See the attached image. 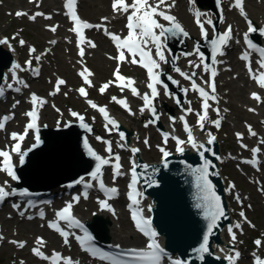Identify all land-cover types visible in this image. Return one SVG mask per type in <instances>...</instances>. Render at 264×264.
<instances>
[{
    "label": "snow or ice",
    "instance_id": "1",
    "mask_svg": "<svg viewBox=\"0 0 264 264\" xmlns=\"http://www.w3.org/2000/svg\"><path fill=\"white\" fill-rule=\"evenodd\" d=\"M77 0H66L65 7L68 9V15L71 17V19L74 21V28L71 29V31H74L77 33V35L80 38V44L83 45L85 42H87L91 47H96L94 43L91 41H86L82 29H88V28H102L103 25H92L88 22H85L81 20V18L77 15V12L75 10ZM175 4V0H173L172 4H168L167 0H157L155 5L149 2V0H132L131 3H128L127 0H113L112 3V9L114 12H123L128 13L127 15V24L126 28L128 29L127 36L124 38H121L119 35L115 33H109L107 28H104L105 34L109 35L110 39L115 42V45L118 49V56L115 57L120 62H125L128 57H126L125 53L127 52L129 56L131 57L130 62L132 64H139L141 67L147 70V74L149 77V83L147 87L150 89V94L145 93L142 96V99L144 101V107L141 109V112L144 111V109H149L151 111V114L155 117L156 120H159V116L156 113V108L154 106V100L160 95V92L157 88V85H161L166 94H170L167 92L168 85L165 84L161 80L162 73L158 71L160 68V62L167 63V59L164 54V39L171 37H177V36H188L189 33L185 31V29L182 27V25L177 21V18L174 15L169 14L168 11L162 10L161 5H164L167 9L170 10L171 7H173ZM233 6L239 9V12L244 18L247 20L248 23V32L245 33V40L247 44L254 50L258 51L260 53L261 59L259 61V64L262 68H264V48H257L253 42L248 39L249 33H255L258 31L256 27L253 26V22L248 18L247 13L244 8V0H234ZM17 16L21 15H27L26 13L17 12ZM43 15V13H37L30 17V19L35 20L36 16ZM202 14L200 12H196V23L200 26L202 31V36L205 40H208V33L204 29V25L200 20V16ZM159 16L163 20L169 22V26H165L164 24H161L156 17ZM50 18V17H49ZM104 20H107V17L103 18ZM223 22V21H222ZM208 23H212L211 21H208ZM52 31H55L56 28H51ZM159 30V31H157ZM262 35H264V29H259ZM232 38V27L231 25L228 26L227 30L223 32L222 34L218 35L216 39H213L211 41V44L213 46V64L216 63L215 56L217 54L224 55L223 47L226 46L229 42V40ZM0 43L7 44V40H0ZM25 41L21 40L20 44L23 45ZM51 43H55V41H52ZM153 45L156 50V56L158 59L153 58L151 48H149V45ZM36 49L33 47L30 49V52H35ZM196 53L199 54L201 62L204 65V70H209V65L205 63V57L202 52H200L199 46L195 49ZM79 54L81 57L84 56V48L80 47ZM185 55H192V53H186ZM137 56H139V60H137ZM39 59V57H37ZM242 59L249 60V56L245 54L242 56ZM29 66H31V60L26 62ZM21 66L19 64H15L13 66V70L19 69ZM196 67H200L199 64L196 65ZM38 73V70H36ZM175 71L180 72V75L184 76L186 79H189L192 81V89L194 91H197L202 98V108H203V114H199V125L201 129L203 130L204 122L208 120V109L210 107L208 100L213 99L215 100V96H210L209 92L205 90L204 87H201L198 85L195 80L192 79L193 76L196 75V73H192L191 75L182 72L179 68H176ZM249 72H252L251 64L249 63ZM79 75L83 78L86 84L89 86H92V81L89 79L90 76L93 75V73L90 72L87 68H84ZM217 75V72L213 68L211 70V82L209 83V87L211 89L212 93H215L216 91V85H215V76ZM115 81H109L105 83L101 88L100 92L103 93L112 83L119 82L117 86L123 90L124 88H130L133 95H140L137 88L134 87L135 81L132 78L125 77L121 75L119 71V67H117V70L114 73ZM169 80H172V77H168ZM252 78L257 81L258 85L261 88H264V72L259 73V75L253 74ZM172 82L178 83L175 80H172ZM66 81L63 79H59L56 84V92L60 90V86L64 85ZM9 88L12 87L11 84L8 85ZM27 87V85H25ZM15 91L19 92L20 89L16 88ZM188 89H184V92L187 93ZM78 92L81 96L86 97L87 91L84 87H81L78 89ZM4 89L0 87V97L4 96ZM51 94H55L51 93ZM253 98L260 100V96L256 93H253ZM114 101L119 103L121 106H123L125 109L129 110L131 112V109L129 105L127 104L126 100H117L116 97L112 98ZM19 103V101H17ZM31 103L33 105V108L31 111H28L25 113V115L29 118V122L27 123L25 130L22 134L19 133H12L11 139L16 141L17 143L12 147L11 152L8 150H2L0 149V157L3 158L2 162H0V171L5 172L12 180H18L19 177L16 174L15 165L12 163V152H15L20 157V164H24L25 160L24 157L27 155L26 152H21V146L20 142L23 141L29 130H35V140L36 145H38L40 141L39 136V126H38V120H39V112H38V106H43L46 101L42 100L41 98L37 97L35 94L31 97ZM88 103L93 108H98V110L102 113L106 125L105 127L108 128V125L113 126V128H109V131H112L113 129L118 130L119 124L118 121H116L114 118H111L107 108L98 106L92 101H88ZM177 104H180V100H176ZM190 103V102H189ZM15 107V105H13ZM187 112H191L192 109L188 108L186 109ZM219 110L217 109V112ZM134 114V113H133ZM72 116L78 117L82 126L87 128L89 131H91V128L87 124H84V117L79 115L76 112L71 113ZM11 116H4L2 119H0V130H3L5 128V125L8 120L12 119ZM154 121H149L148 123H153ZM215 124L217 127L220 126V121H215ZM147 126V125H146ZM185 131L188 135V141L187 143L191 144L192 148L200 150L204 149L205 145L203 143H198L193 136L192 129L188 126L187 122L184 123ZM249 131L253 136L256 135L254 131L251 130V127L249 126ZM120 137L123 140L124 133L120 132ZM210 135V134H209ZM238 138L241 136V134H237ZM97 139H102L100 137H97ZM173 139H176L178 148L177 151L183 152V147H180L185 144L184 140H180L177 137H173ZM168 140V134L164 133V141L167 143ZM215 140L214 136H211V138L208 140V143L211 144ZM107 145L106 151L109 153V157H101L98 154H96L91 148H89V154L93 156L97 161L98 164L96 165L95 171H93L90 176L91 179L94 181H98L99 188L104 191L106 194H108L109 198L114 197L115 195H118V189L115 187H106L103 181V173H102V167L105 165H109L112 162V148H111V141H104ZM87 143V141H85ZM145 143L147 144V140H145ZM34 145L33 147H35ZM246 147V145H243ZM120 147H124L123 144L120 145ZM131 151L133 153H137L140 150L138 148H132ZM160 151L163 153L164 157H167L170 155L165 149L161 148ZM253 153H257L260 151L259 148L253 149ZM200 155L203 156L204 152L200 151ZM115 163L112 165L114 168V178L116 176H120L122 173L120 172V168L122 167L119 163L120 156L116 154L114 156ZM209 161H204V166L202 168L195 169V172L197 173V186L201 188V190L204 192L203 199L206 201V207L210 210L208 213H206L207 216H210L211 223L208 225V234H212L213 227L216 226L217 219L224 215V209L220 202V197L215 194V191L213 189V186L211 182L207 179L208 176V167H209ZM246 163H252L255 164L256 161H246ZM145 168H147V165H144ZM132 180L129 184V188L131 191L128 193L129 199L132 202V205H138L139 200L137 199V196L139 193L136 191V184H137V172H136V163L133 161V168L131 170ZM76 183H84L85 189L91 188L93 185L91 183H87L81 178L80 180L76 181ZM7 182H5L4 185H0V203H3L4 200L9 197L10 195H16V190L13 189L9 191L6 187ZM24 195L27 194L25 191L22 193ZM84 198H87V191L83 193ZM80 196L74 197L75 202H79ZM237 199L239 200V196H237ZM101 207L105 209H110V205L107 200H100L99 201ZM199 206V205H198ZM14 208L19 209L18 204L13 205ZM131 207V205H130ZM72 208H73V202H68L64 208L59 210L56 213L57 216V222H49V227L58 232L63 238L64 243L68 244L69 242V236L75 235L73 233H69L64 228L60 227L58 221H63L68 224V227H76V228H83V224L76 219L72 214ZM21 216L24 215L23 212L20 213ZM41 217H43L44 213H40ZM240 215L244 217V213L241 212ZM31 219V217H29ZM132 219L135 222L136 228L146 237H149V243H147L146 249H131L129 250V255L132 260L140 262V264H161V261L163 257L166 255L164 253V250L160 247L159 243H157L155 237L157 233L155 230L151 227V221L150 219L143 218V216L138 212L136 209L132 210ZM246 219V217H245ZM236 228H240L241 225L238 223L235 225ZM229 232L232 233V240L235 241L236 235L234 232H232V228L229 227ZM76 240L81 244V246L84 248L85 251L89 252L93 257H97L101 260L106 261H112V264H120V261L116 260L114 257L110 256L108 253L103 252L102 250L96 248L95 246H89L90 242L93 241V237L87 232L85 229L83 236H75ZM0 240H3V236H0ZM13 244H19V247L23 248L25 246V242H17V241H11ZM38 247H35L32 249L34 255L37 257H40L44 260H52V264H61V261H63V264H79V262H74L72 258H64L61 256L60 253L54 252L51 257L44 254V252L41 251V247L46 243L43 238L38 237L36 241ZM256 245L259 246L261 244L260 240L255 241ZM208 235L204 236L203 244L202 246L197 249L196 251L201 254V258H203V253H207L209 251L208 249ZM116 247H119L118 245ZM240 257V253L238 251L235 252L234 256L230 255L226 257V259L230 262V264H235V261L238 260ZM174 264H181V261L177 260L174 261ZM255 264H264V259H261L259 257L255 258Z\"/></svg>",
    "mask_w": 264,
    "mask_h": 264
},
{
    "label": "water",
    "instance_id": "2",
    "mask_svg": "<svg viewBox=\"0 0 264 264\" xmlns=\"http://www.w3.org/2000/svg\"><path fill=\"white\" fill-rule=\"evenodd\" d=\"M2 52L0 48V53ZM12 59L9 55H6L3 62H0V85L2 83L3 74L7 69L11 68ZM76 128L73 130V135L68 136L66 139L70 145V149L61 151L67 160H63L62 157L58 158L63 160L62 167H56L54 170L55 178L62 180L66 183L71 180H78L79 178L87 175L91 170L93 164L90 160H83L80 158V135H76ZM198 143L205 145L204 149H194L191 144L186 148L183 153V159L191 161L189 167L179 175H175L169 185V187H175L176 191L168 196H165L160 202L155 203L152 206L153 212V224L158 231L159 235L163 239V247L169 252L178 254L183 260L184 264H229L226 258H223L220 254H216V249L234 250V247L227 245L223 239L224 230L231 226V220L229 218L228 206L224 199V182L220 176V151L219 145L216 142L211 144L206 142L201 137L195 138ZM200 151L204 152V155H200ZM199 153V160L193 157L190 159V155L193 153ZM78 156V161H75ZM52 158L49 157L48 161ZM81 160L82 162H80ZM209 161L208 176L207 179L211 182L216 194V188H219L220 202L224 209V215L219 217V221L216 226L213 227L212 234H208V225L211 223L210 216H207L210 210L206 209L205 205H202L200 200L204 197V192L197 186V178L193 181L190 180V168L195 169L202 168L204 161ZM165 164L158 167H147L154 175H160L165 173L163 170ZM34 169V168H31ZM79 170L78 175H69L70 173ZM188 170V171H187ZM187 171V172H186ZM186 172V173H185ZM196 173V172H195ZM178 174V173H176ZM183 175L182 178H180ZM197 175V173H196ZM161 179V177H159ZM26 181V180H25ZM28 183V182H26ZM155 187V185H154ZM154 193H158V188L151 189ZM149 195L150 192H147ZM154 200V199H153ZM199 205V206H198ZM208 235V249L207 253L201 254L196 250L199 249L204 240V236Z\"/></svg>",
    "mask_w": 264,
    "mask_h": 264
},
{
    "label": "rangeland",
    "instance_id": "3",
    "mask_svg": "<svg viewBox=\"0 0 264 264\" xmlns=\"http://www.w3.org/2000/svg\"><path fill=\"white\" fill-rule=\"evenodd\" d=\"M3 1V5L0 7V32L5 33L9 36H15V34L20 33L23 34L25 36V38L31 42L32 44H37L39 45L41 48L46 44V40L50 38L49 33L45 32L42 28V26L37 23V24H28V22L24 19L23 21H19L15 18V14L17 12H20V10L24 9V6L27 5L26 0H2ZM96 2V3H94ZM98 3V4H97ZM253 5L257 6V9L259 10V14L256 20H259L262 16H264V5L259 6V4L256 1L252 2ZM92 5H98L100 8L104 9L105 12L103 11V13H107L109 12L108 10V0H94L92 1H88L84 4V14L85 17L91 19V20H97V18L99 17V12L95 11L94 12H90L87 10L88 7H92ZM7 12H9L10 14H7ZM14 42H16V38L14 40ZM67 54V49H61L58 54L56 55V59L61 67L62 70L66 71V72H71V67L67 65V61L68 58L67 56H65ZM99 56L102 58V62H103V72L98 74V78L99 79H105L107 76L110 75V71L111 69H109V61L107 59H105L102 51H97L96 53H94V58L92 60V64L94 65V61L98 60ZM242 81H235V85L239 86L243 89H245V84ZM243 85V86H242ZM246 97H247V91H246ZM230 102H233L236 104V108L235 109V116L233 117L232 121H230V128H225V130L223 131V135L221 137V139H223V141H227V136H229L228 132L233 134L235 136V133L237 132V129L232 128L234 126H238L242 128V122L243 120H247L249 118H254L255 116L253 115H249L246 117L241 116L240 120L238 119L239 117V112H240V108L239 106H241V104L243 103V101L240 100H233L232 96L230 97ZM245 114H247L245 112ZM248 123V122H247ZM232 145H234V141H230L229 143L225 144V148H226V152H229L232 148ZM56 149V148H54ZM46 152H52V151H45V155ZM56 152V151H55ZM151 155V157L153 159L156 158V154L155 153H149ZM233 154L238 155V152H235ZM232 166H227L224 168L225 171V175L228 177H230L231 179H233L232 175L233 172L231 171ZM255 178H257L258 180H261V185L264 189V177L260 176L259 174L255 175ZM254 180V178H252ZM244 184L247 186L248 190H251L252 194L255 193V212L253 213V217L255 218L259 228H264V208L261 205V202L264 201V196L260 195V194H256V184L254 182H251L249 185L246 184V178L244 180ZM31 227H36L38 228V226H35L34 224ZM114 228L118 230L119 232V236L116 237L117 239L112 238L114 241L119 240V242H122L123 244H128L129 243V239H128V234L131 232L130 226L128 225L127 221L125 220V218L123 216H121V221L119 222H115L113 227H111L112 232L110 233L111 236L114 232ZM43 232V231H42ZM250 233H252V235H250ZM258 232H252L249 228L246 229L245 233L242 236L241 239V245H244L246 243V240L250 237H254L257 236ZM122 236V237H121ZM250 243V241L248 242Z\"/></svg>",
    "mask_w": 264,
    "mask_h": 264
},
{
    "label": "bare ground",
    "instance_id": "4",
    "mask_svg": "<svg viewBox=\"0 0 264 264\" xmlns=\"http://www.w3.org/2000/svg\"><path fill=\"white\" fill-rule=\"evenodd\" d=\"M28 1L30 4H36L37 2H34L33 0H26ZM93 2V1H92ZM96 3V2H94ZM98 4V3H97ZM95 7L96 11L99 12L100 14H104L103 11H105L104 9L100 8L98 5H92ZM246 5H244L245 7ZM233 11L235 10H239L238 8L234 7L232 8ZM250 10V9H249ZM251 15L253 16V18H257L258 14H259V10L256 9H251L250 10ZM60 20L65 23L66 25L67 22L64 21V16L62 14V16L60 17ZM116 21H112V24H115ZM258 27L260 28V26L258 25ZM3 33H0V35H2ZM94 65H96L99 69H103V62H102V58L99 56L98 60L94 61ZM1 68V67H0ZM249 88H255V85L250 83L248 84ZM232 87H233V91H232V99L233 100H240L243 101L244 103H250L251 100L248 99V97H246V90L236 86L235 82H232ZM232 106L234 108H236V104L232 102ZM261 112H264V108L261 109ZM250 115V114H249ZM246 117L248 116V113L245 114L244 110H240L239 112V117L238 119H240V117ZM127 126L131 127L135 125L134 123H130V122H125ZM209 125V124H208ZM212 127V126H211ZM210 133V132H209ZM54 137V135H50V139H52ZM48 139V141L50 140ZM56 148V149H54ZM70 149V145L69 143H67L66 139H62V140H55L52 145H48L47 147H45L44 149H42L40 152H38L34 157H36L32 162H29L28 164L32 167H35V173H32L29 171V167L26 168L25 171H23L22 173L25 174L27 176V173H30V178L28 179H32V180H47V181H51L52 179L55 178V173L54 170L56 167L60 168L62 167L63 163L62 161L67 160V158L64 157V155L60 152V151H67ZM52 151V152H46V155L44 154L45 151ZM56 151V152H55ZM52 156V158L48 161L49 157ZM81 159H83L84 161L85 159V155L80 154L79 155ZM225 156V155H224ZM62 157L63 160L58 159ZM191 159V158H190ZM75 161H78V156L76 159H74ZM80 162H82L81 160H79ZM164 171H166L165 173H162L160 175H153V181L157 184V188H158V193H154L151 189H148V191L150 192L152 198L154 199V203H158L160 202L165 196H168L172 193H174L176 191L175 187H169L173 177L176 175V173L185 170V166H184V161L182 159L177 160L175 163L174 162H168L166 165H164L163 168ZM191 173H190V180L193 181L194 179L197 178V175L193 169V167L190 168ZM80 173L79 170H76L72 173H70L69 175H78ZM159 177H161V179H159ZM182 178V177H181ZM216 195L219 196V188H216ZM202 205H205V200L203 199V197L200 200ZM104 217L108 218L107 214L103 215ZM219 221L217 220L216 224ZM28 225H32V224H28ZM34 230H37L38 228L36 227H31ZM119 236V232L117 229L114 228V232L112 234V236L110 235V237H118ZM134 236V241L135 239H139V236L137 234H133ZM122 237V236H121ZM226 238V237H225ZM129 239V237H128ZM119 241V240H118ZM129 242H131L129 240ZM128 245H132L131 243H129Z\"/></svg>",
    "mask_w": 264,
    "mask_h": 264
}]
</instances>
